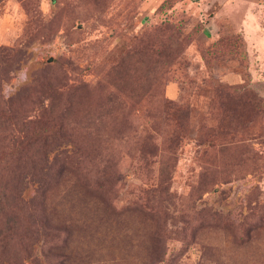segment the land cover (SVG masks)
Returning a JSON list of instances; mask_svg holds the SVG:
<instances>
[{
	"label": "rangeland",
	"instance_id": "rangeland-1",
	"mask_svg": "<svg viewBox=\"0 0 264 264\" xmlns=\"http://www.w3.org/2000/svg\"><path fill=\"white\" fill-rule=\"evenodd\" d=\"M0 159V264H264V0H0Z\"/></svg>",
	"mask_w": 264,
	"mask_h": 264
},
{
	"label": "trees",
	"instance_id": "trees-1",
	"mask_svg": "<svg viewBox=\"0 0 264 264\" xmlns=\"http://www.w3.org/2000/svg\"><path fill=\"white\" fill-rule=\"evenodd\" d=\"M50 133V130L48 131L47 129H41L40 131L37 132V137L40 136H47ZM36 137V138H37ZM1 161V159H0ZM69 197L71 202H73V207L80 208V210H85L87 207H91V202L94 201L95 197L91 195L87 190H84V187H79L78 184H75L74 186H71L67 192V196ZM5 200L8 199L7 196L3 197ZM10 198V195H9ZM81 215H84V212L81 213ZM86 215V214H85ZM62 232L68 233L70 232V228L68 227H62L60 228Z\"/></svg>",
	"mask_w": 264,
	"mask_h": 264
},
{
	"label": "water",
	"instance_id": "water-1",
	"mask_svg": "<svg viewBox=\"0 0 264 264\" xmlns=\"http://www.w3.org/2000/svg\"><path fill=\"white\" fill-rule=\"evenodd\" d=\"M52 1H56V0H52Z\"/></svg>",
	"mask_w": 264,
	"mask_h": 264
}]
</instances>
